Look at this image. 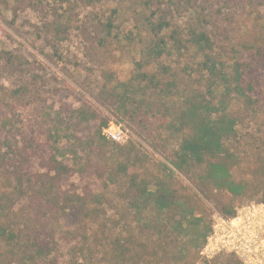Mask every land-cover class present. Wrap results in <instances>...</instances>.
I'll return each instance as SVG.
<instances>
[{"label": "trees", "instance_id": "16d2710c", "mask_svg": "<svg viewBox=\"0 0 264 264\" xmlns=\"http://www.w3.org/2000/svg\"><path fill=\"white\" fill-rule=\"evenodd\" d=\"M46 1L6 7L13 23L16 5L35 2L39 39L62 60L77 2ZM110 1L86 39L129 50L133 68L124 81L105 72L101 95L163 161L107 140L110 120L96 126L97 111L68 88L63 116L36 127L46 85L0 48V264H198L210 207L232 218L264 202V127L238 134L264 119V0ZM124 16L133 26L120 35ZM214 259L241 264L232 253Z\"/></svg>", "mask_w": 264, "mask_h": 264}, {"label": "rangeland", "instance_id": "374dc122", "mask_svg": "<svg viewBox=\"0 0 264 264\" xmlns=\"http://www.w3.org/2000/svg\"><path fill=\"white\" fill-rule=\"evenodd\" d=\"M75 3L72 8L73 30L71 31L65 46L64 57L62 60L52 58L48 47L42 39H39L38 27L40 25L39 16L32 11L35 8L31 4L22 3L16 5L19 8V16L15 22H11L12 15L6 7V2L10 0H0V48L13 50L15 54L22 57L25 64V71L30 73L38 80L39 85H46V93L43 95V101L38 102L36 109L31 112V117L36 124L44 127L46 130L49 123L55 120V116H63L65 109L63 107V97L67 95L64 89L68 88L72 92V98L96 110L98 120L94 123L100 125L103 120L109 119L110 122L120 124L123 129L128 132L127 142H134L138 149L148 155L152 159L162 160L161 156L156 154L150 147L149 141L139 136L133 131L123 118L113 112L111 107L104 101L100 87L103 84V74L105 72L114 73L115 77L121 81L126 80L133 68L131 52L122 50L120 46L112 45L105 48H95L89 44L86 39L84 29L91 30L87 21L94 16L106 19L109 16V10L115 6L112 1L96 3L93 8L79 6L78 0H72ZM146 1V0H142ZM165 2V0H159ZM43 2H47L43 0ZM256 7L259 8L256 1ZM129 5H125L127 10ZM264 14V8L260 9ZM129 15V11L126 12ZM176 17H187V13L183 9L173 12ZM117 29L120 35H124L133 26L132 21L129 22L127 16L119 18L117 21ZM264 78V68L261 69ZM6 80L9 78L3 77ZM49 84V86H47ZM50 87V88H48ZM55 90H62L61 94H54ZM109 122V123H110ZM108 123V124H109ZM261 125L264 127V119L261 116L256 117L252 121H245L239 126L238 134L247 138L250 134L258 133ZM92 126V125H91ZM108 126V125H107ZM86 135L90 132L86 130ZM38 139L42 136H36ZM86 142V141H85ZM172 143H168V147ZM79 148H84V142L80 143ZM88 151V147H86ZM87 179L84 178V182ZM69 182L77 183V178H72ZM209 206V205H208ZM216 212L213 208H209L205 215V222L208 226L212 225V215ZM198 264H220V260L214 259L207 261L200 259Z\"/></svg>", "mask_w": 264, "mask_h": 264}, {"label": "built area", "instance_id": "2783aa9c", "mask_svg": "<svg viewBox=\"0 0 264 264\" xmlns=\"http://www.w3.org/2000/svg\"><path fill=\"white\" fill-rule=\"evenodd\" d=\"M103 135L119 145L128 140V132L113 121L103 130ZM222 253H232L241 264H264V202L245 204L232 218L213 213L200 257L210 261Z\"/></svg>", "mask_w": 264, "mask_h": 264}]
</instances>
